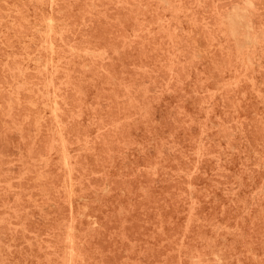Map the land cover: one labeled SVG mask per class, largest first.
<instances>
[{"label": "rangeland", "instance_id": "obj_1", "mask_svg": "<svg viewBox=\"0 0 264 264\" xmlns=\"http://www.w3.org/2000/svg\"><path fill=\"white\" fill-rule=\"evenodd\" d=\"M0 264H264V0H0Z\"/></svg>", "mask_w": 264, "mask_h": 264}, {"label": "bare ground", "instance_id": "obj_2", "mask_svg": "<svg viewBox=\"0 0 264 264\" xmlns=\"http://www.w3.org/2000/svg\"><path fill=\"white\" fill-rule=\"evenodd\" d=\"M164 4H165V3H164ZM166 9H167V8H166ZM243 11H244V10H243ZM232 13H233V12H232ZM236 14H237V13H236ZM227 15H228V14H227ZM240 15H241V14H240ZM237 18H238V17H237ZM49 19H50V18H49ZM228 19H229V18H228ZM46 20H47V19H46ZM230 20H231V19H230ZM252 20H253V19H252ZM252 20L250 19V21H252ZM50 21H51V20H50ZM47 22H48V20H47ZM231 22H232V20H231ZM233 22H234V21H233ZM251 23H252V22H251ZM253 24H254V23H253ZM47 26H48V25H47ZM49 26H50V25H49ZM230 27H231V26H230ZM232 29H233V28H232ZM220 30H221V29H220ZM234 30H235V29H234ZM234 30H231L230 34H231ZM37 31H38V30H37ZM49 31H50V30H49ZM49 31H48V32H49ZM246 34H247V33H246ZM249 35H250V34H249ZM221 36H222V35H221ZM24 37H25V36H24ZM232 38H233V37H232ZM245 38H247V37L245 36ZM248 39H249V38H248ZM248 39H247V40H248ZM224 41H225V40H224ZM248 41H249V40H248ZM248 41H247V42H248ZM256 43H257V42H256ZM49 44H50V43H49ZM49 44H48V45H49ZM228 45H229V44H228ZM230 46H231V45H230ZM40 48H41V47H40ZM232 48H233V47H232ZM232 48H231V49H232ZM25 50H26V49H25ZM35 51H36V50H35ZM242 51H243V50H242ZM23 52H24V51H23ZM25 53H26V52H25ZM28 53H29V52H28ZM32 53H33V51H32ZM232 53H233V51H232ZM27 55H28V54H27ZM45 56H46V55H45ZM61 57H62V56H61ZM246 61H247V60H246ZM49 63H50V62H49ZM52 68H53V67H52ZM14 77H15V75H14ZM50 77H51V76H50ZM49 79H50V78H49ZM12 80H13V77H12ZM47 92H48V91H47ZM45 95H46V94H45ZM52 103H53V102H52ZM54 118H55V117H54ZM57 138H58V137H57ZM59 142H60V141H59ZM62 149H63V148H62ZM63 152H64V151H63ZM66 152H67V151H66ZM64 160H65V159H64ZM64 162H65V161H64ZM69 242H70V241H69Z\"/></svg>", "mask_w": 264, "mask_h": 264}]
</instances>
